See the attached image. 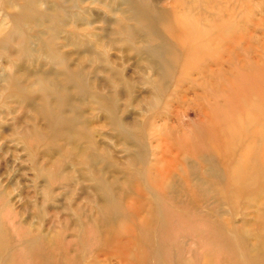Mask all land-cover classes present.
<instances>
[{
    "label": "rangeland",
    "instance_id": "1",
    "mask_svg": "<svg viewBox=\"0 0 264 264\" xmlns=\"http://www.w3.org/2000/svg\"><path fill=\"white\" fill-rule=\"evenodd\" d=\"M218 41L233 63L260 55L264 0H0V264H264V102L231 122L240 135L252 112L255 140L224 157L176 83ZM249 83L213 88L231 112L215 126Z\"/></svg>",
    "mask_w": 264,
    "mask_h": 264
},
{
    "label": "bare ground",
    "instance_id": "2",
    "mask_svg": "<svg viewBox=\"0 0 264 264\" xmlns=\"http://www.w3.org/2000/svg\"><path fill=\"white\" fill-rule=\"evenodd\" d=\"M179 20L180 19H178V20L175 19L177 33L178 34H180V33L181 34H186V33L190 34L189 33L190 29H188ZM221 23H222V26H220L219 24H216V22L214 21V23H211L210 27H211V29L215 28V29L219 30V32L223 31V29H225V28H223L224 27L223 24L225 22L221 21ZM224 36L226 37L227 35L224 33ZM215 39H218V35L215 36ZM208 43L211 44V39L208 41ZM218 43H219V41H218ZM190 45H191L190 42H184L180 46H181L182 50H187L190 47ZM218 46L221 48V50H224V51L223 52L221 51V54H219L217 58H214L213 60H211L207 64H203L202 67H200V68H198L197 65L192 66L193 68L192 67L189 68L187 58H185V63L182 66V71L180 72L179 76L176 79V83L182 84L179 86L182 88H184V86L186 85L185 86L186 88L183 89V95H182L183 100L185 98H188V94H192V96L194 97V99H196V101L198 103L201 101L204 102L202 104L199 103V105H194L195 107L193 106L192 109L194 110L195 113L197 112V113H200L202 115V117L197 116L198 120H201V118H202V121H204L205 123L208 124V126L211 127L212 134H213L214 138H216V145L214 146L215 148L211 145L209 147L211 149H215L220 155L227 157L229 155L234 156V153L231 152L233 150L230 151L227 147L228 144L231 143V141L233 140L234 137L239 136L241 138H244L245 140L247 139L245 142H247V144H248L249 141H251V140L254 141L256 136H257V134H256L257 132L254 129L256 127L262 128V123L258 122L257 119L252 117V112H249V111L246 113L247 124L242 129L240 135L237 132H235L234 129L232 130L233 125L231 124V122L234 120V118H237V116H238L237 114L240 111L242 112L245 109V107L250 105V103L252 101H253L252 104L254 102L257 104L264 102V45H261V49L263 50V52L260 55L253 54L252 56L250 55V57H249L248 56L249 52L247 51L245 54L248 58L246 60H242V59H239L238 57H236L235 63H233L232 58L229 56V54H230V52L228 51L229 47L227 46L226 42H220L218 44ZM199 47L206 48V44L202 43ZM225 53H227L226 54L227 58H224V56H223V55H225ZM192 54L196 56L197 55L196 50ZM220 65L222 67L227 66L229 71L225 70L224 73L220 74L223 71V70H221V68L220 69L218 68L217 71H213V69H211L212 66L213 67L216 66V68H217V66H220ZM194 69H195V71L197 70L198 73L195 72L194 75L196 74V77L192 78V74H193L192 71H194ZM228 72H236V74L233 75V73H230L231 74L230 76L232 77V79H230V78H228L229 76H226V74H229ZM213 73H215V74L213 75ZM242 73L247 78V82L250 81L251 84L249 83L250 85L247 86L248 88H246V90L244 91V93H243L244 97L240 98L239 107H237V109L234 111L232 119L230 121L228 120V122H223L224 123V124L222 123L223 125L215 126L216 125L215 121L217 119H218V122H219V120L221 121V118L223 119V117L225 119H227V118L229 119L231 116V112H230V109L225 108L226 104L220 105L221 103L218 101H210V99L208 100V96L209 95L211 96L213 88L216 85L221 86V89H222V87H224V85L229 84V83H230V85L228 86V90H226L227 93L228 92L232 93V94L236 93L237 88L234 87L233 85L236 82L241 80ZM197 74H199L200 76L198 77ZM215 75H218V76L215 77ZM188 82H189V84H188ZM216 82H217V84H216ZM165 84H166V82H164V89H163L162 95L161 96L156 95V98L154 99L155 100L154 105L149 107L148 110L151 111L152 108L156 109L159 106V104L161 103L162 99L164 100V94H165L166 90L168 89L167 88L168 86L166 87ZM258 84H262V87H260V85H258ZM162 86H163V83H162ZM164 90H165V92H164ZM167 92H168V90H167ZM239 96H242V95H239ZM168 99L169 98L167 97L166 100L168 102H170L171 98L169 100ZM191 102H193V101H191ZM176 104H177V102H176ZM180 105H181L180 107L182 109L183 106L181 103H180ZM226 112H228L227 113L228 115L226 114ZM182 114H183V112L181 111V116H182ZM251 119L255 120V122H249ZM231 130H232V133H231ZM259 134H261V135H259ZM259 134H258V136H261V137L264 136V134L262 135V133L260 131H259ZM204 139L205 138L202 139V137H200V139H197V137H196L195 140H191L189 137L186 141L183 142V147L185 146V148H187L189 150L190 149L197 150L196 147H198L200 145L198 143L204 142ZM165 140H166V138H165ZM205 142H209V139H205ZM164 150H166V148ZM160 151H161L160 155L155 154V157H154L155 164L153 165V167H154L155 175L158 173L157 166H158L159 162H164V160H165L164 154L167 153L166 151L165 152H163L162 150H160ZM237 151H236V153H237ZM253 152H254V149H251L250 147L246 146L240 152L238 151L237 154H240V153L244 154L245 153L244 158L247 160V162L251 163L252 160H255V157L253 156ZM170 153H172V151L170 152V150H168V154H170ZM256 160L258 163L264 165V139H263L262 147L260 148V156H258L256 158Z\"/></svg>",
    "mask_w": 264,
    "mask_h": 264
}]
</instances>
